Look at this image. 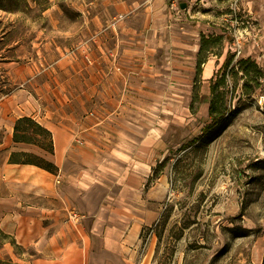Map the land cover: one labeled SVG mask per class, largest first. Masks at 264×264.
Here are the masks:
<instances>
[{"label": "rangeland", "instance_id": "374dc122", "mask_svg": "<svg viewBox=\"0 0 264 264\" xmlns=\"http://www.w3.org/2000/svg\"><path fill=\"white\" fill-rule=\"evenodd\" d=\"M0 2L2 158L11 149L8 141L20 116H33L52 127L85 117L84 106L75 104V91L91 85L90 57L102 54L106 40L115 37L114 20L132 4L131 0ZM242 21L231 52L210 85L211 99L213 83L225 74L227 82L219 88L226 95L225 121L215 125L210 111L196 103L191 121L168 127L164 137L168 153L154 168L158 177L165 178L168 191L157 220L144 229V242L150 235L151 239L143 264H263L264 47L260 37L264 32L253 20ZM251 46L257 58L248 55ZM240 60L256 63L262 74L257 77L248 63L250 75H246ZM200 80V90L206 91L208 82ZM203 96L206 103L208 95ZM7 219L10 226L12 219ZM73 220H81L76 210L66 217L63 231L51 227V239L42 238L40 218L29 226L31 231L24 221L19 239L0 224V258L18 264H82L81 246L69 229Z\"/></svg>", "mask_w": 264, "mask_h": 264}, {"label": "crops", "instance_id": "0c3cea01", "mask_svg": "<svg viewBox=\"0 0 264 264\" xmlns=\"http://www.w3.org/2000/svg\"><path fill=\"white\" fill-rule=\"evenodd\" d=\"M234 2L131 0L112 24L115 37L90 57L91 85L75 91L85 117L44 124L54 135V153L45 156L58 173L10 163L13 151L42 150L15 142L13 130L11 149L0 155L1 226L19 239L24 221L31 231L40 218L42 238L51 239V227L63 231L76 210L81 220L69 229L82 264H143L151 239L144 242V229L157 220L168 191L163 175L153 174L169 150L168 127L191 121L196 103L210 111L211 81L244 18L264 32V0H241L236 9ZM260 41L264 47V33ZM251 47L248 55L257 58Z\"/></svg>", "mask_w": 264, "mask_h": 264}, {"label": "trees", "instance_id": "16d2710c", "mask_svg": "<svg viewBox=\"0 0 264 264\" xmlns=\"http://www.w3.org/2000/svg\"><path fill=\"white\" fill-rule=\"evenodd\" d=\"M0 6H2L0 2ZM204 48H205V40H204ZM206 43V47H207ZM250 66H254L256 69L257 77H259L262 72L259 66L256 63H251L249 60H240L238 65L241 66V70L246 73V75H250ZM227 79L225 74L220 77L218 81H215L212 86V98H211V106H210V114L214 121L215 125H219L222 121H225V115L227 113L226 109V95L225 92L219 90L221 84H225ZM247 85V84H246ZM247 87V86H246ZM13 139L17 143H26L30 145H34L39 147L40 149L48 152L54 153V135L53 132L47 128L44 124H42L37 118L24 115L17 118L14 125V133ZM9 162L13 164H28L35 165L52 173L58 171V166L48 158L29 151H13L10 155ZM159 174V170L156 168L154 171V176L157 177ZM3 232V231H1ZM11 235H9L10 237ZM0 264H18L14 262L12 259H1ZM264 264V260H263Z\"/></svg>", "mask_w": 264, "mask_h": 264}, {"label": "built area", "instance_id": "2783aa9c", "mask_svg": "<svg viewBox=\"0 0 264 264\" xmlns=\"http://www.w3.org/2000/svg\"><path fill=\"white\" fill-rule=\"evenodd\" d=\"M241 0H235V2H234V8L236 9V7L238 6V4H239V2H240ZM234 53H235V56H236V58H238L239 56H240V54H241V45H240V43H237V44H235L234 45ZM76 218L78 217V215L77 214H75L74 215ZM151 237V235L146 239V240H149V238Z\"/></svg>", "mask_w": 264, "mask_h": 264}, {"label": "water", "instance_id": "95a60500", "mask_svg": "<svg viewBox=\"0 0 264 264\" xmlns=\"http://www.w3.org/2000/svg\"><path fill=\"white\" fill-rule=\"evenodd\" d=\"M181 7H182V8H186V7H187V3L183 2V3L181 4Z\"/></svg>", "mask_w": 264, "mask_h": 264}]
</instances>
